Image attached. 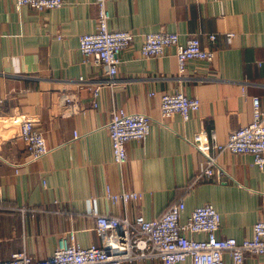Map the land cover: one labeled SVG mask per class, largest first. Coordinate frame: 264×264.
Masks as SVG:
<instances>
[{
    "label": "crops",
    "instance_id": "0c3cea01",
    "mask_svg": "<svg viewBox=\"0 0 264 264\" xmlns=\"http://www.w3.org/2000/svg\"><path fill=\"white\" fill-rule=\"evenodd\" d=\"M14 1L0 0L1 260L19 250L46 257L70 233L82 246H105L108 235L96 234L93 213L154 219L179 200L185 204L182 221L210 203L220 214L218 235L238 241L252 236L254 223L264 219V168L248 153L224 151L217 159L225 171L220 179L192 184L202 158L189 140L205 131L209 141H226L230 131L252 120V96L264 112V0H109V27L135 35L119 55L113 84L79 51L80 35L96 29L94 0H63L61 7L42 11L16 9ZM160 29L177 32L181 44L198 34L201 45L215 52L213 61L190 59L180 74L175 47L144 57L143 36ZM95 85L102 87L93 107L89 87ZM176 91L200 100L187 120L160 114V95ZM67 95L86 110L63 113ZM113 107L151 118L149 133L126 144L121 165L113 161L107 130ZM18 120L42 133L48 153L41 159L27 153ZM106 187L138 191L142 198L112 203ZM225 264H233L228 255ZM243 264H264V254H248Z\"/></svg>",
    "mask_w": 264,
    "mask_h": 264
},
{
    "label": "built area",
    "instance_id": "2783aa9c",
    "mask_svg": "<svg viewBox=\"0 0 264 264\" xmlns=\"http://www.w3.org/2000/svg\"><path fill=\"white\" fill-rule=\"evenodd\" d=\"M109 0H94L97 8V25L93 32L79 37V51L83 60L99 65L107 75V83L113 84L118 72L119 55L134 40L135 35L129 30L111 29V14L107 4ZM16 9L28 5L35 10L59 8L63 0H15ZM228 38L232 33H228ZM215 38L214 34L210 35ZM175 47L179 73L185 71L186 61L201 59L213 61L215 52L201 45L199 35L190 34L183 44L177 32L158 30L143 36L140 52L144 57L163 55L167 48ZM84 79L80 77L77 86L83 87ZM102 85L89 87L92 106H97V97ZM245 94V87L242 88ZM252 120L245 126L230 131L226 141H209L205 131L194 133L189 140L196 153L202 158V166L192 177L191 183L215 176L220 179L225 171L218 165L221 153L228 151L234 154L248 153L253 162L264 168V112L259 108V99L252 96ZM1 101V98H0ZM200 100L188 97L181 91L162 93L159 110L162 117L179 113L184 120L190 112L198 110ZM67 115L84 112L73 95H67L61 105ZM21 139L31 159H41L48 153L42 133L28 120H18ZM151 118L143 113L127 112L122 107H113L107 124L111 140L113 161L117 165L127 160L126 144L139 141L150 131ZM76 136V134H74ZM213 136V133H211ZM214 138V137H213ZM106 196L112 203H127L140 200L142 193L138 191H121L114 193L106 187ZM3 208L0 191V210ZM25 208H21L23 211ZM185 210L182 200L168 206L158 217L146 219L142 215L134 218L110 213H93L94 230L98 236H107V245L91 244L82 246L75 235L70 233L64 245H60L46 257H33L25 250L14 251L9 259L0 264H123L143 258L158 259L161 264H177L189 259L191 264H225L228 255L233 264H243L248 254H264V219L253 225L252 236L238 241L232 236L218 235L220 214L210 203L199 205L191 210L185 220L180 215ZM35 211L34 208L31 209ZM203 234L204 238H196L195 234Z\"/></svg>",
    "mask_w": 264,
    "mask_h": 264
}]
</instances>
